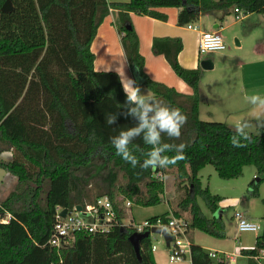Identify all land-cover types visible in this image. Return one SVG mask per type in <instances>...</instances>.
Listing matches in <instances>:
<instances>
[{"label":"trees","instance_id":"obj_1","mask_svg":"<svg viewBox=\"0 0 264 264\" xmlns=\"http://www.w3.org/2000/svg\"><path fill=\"white\" fill-rule=\"evenodd\" d=\"M4 1L0 0V7ZM8 1L12 9L0 10V153L10 151L11 156L0 160V169L15 182L0 201V216L9 215L5 223L0 222V264H156L149 236L139 241L138 256L134 254L127 241L132 232L121 226L122 203L157 205L164 176L173 177L182 189L171 216L186 213L190 230L223 238V222L214 215L219 198L201 187L198 171L211 165L220 179L228 180L239 177L244 166H252L249 187L254 195L257 183L264 181V127L250 133L251 142L245 147L236 148L230 142L234 128L198 118L202 73L178 64L181 43L177 38H154L151 50L164 57L191 94H179L148 79L128 13L163 20L158 9L174 7L176 23L185 25L208 10L236 8L243 14H264V0ZM109 9L117 10L116 31L130 71L150 94L187 117L178 140L163 137L166 143L186 145L183 159L167 169L133 168L111 145L110 137L135 121L129 117L117 119L111 126L105 123V114L123 111L120 106L126 99L115 72L93 69L90 44ZM133 144L148 147L140 139ZM99 197H106L113 211L107 232L78 233L59 249L46 244L56 207L67 211L76 205L83 208ZM197 197L211 212L210 217L199 208ZM261 203L262 223L254 247L240 251L247 256L245 264H257L252 256L264 251V198ZM167 217L165 212L146 220L165 222ZM189 261L229 264L209 258L191 242Z\"/></svg>","mask_w":264,"mask_h":264},{"label":"crops","instance_id":"obj_2","mask_svg":"<svg viewBox=\"0 0 264 264\" xmlns=\"http://www.w3.org/2000/svg\"><path fill=\"white\" fill-rule=\"evenodd\" d=\"M158 12L164 15L163 20L147 15L128 13L130 24L137 37L138 52L143 57L142 71L146 77L172 88L179 94H191V89L173 73L164 57L160 54H154L151 50V43L154 38H177L181 43V49L176 55L178 64L187 69L197 68L202 73L198 85V118L202 121L222 122L230 127L242 120L249 121L250 133H256L261 127H264V122L251 117L254 106L247 99L254 94L264 97V14L235 13L233 8L208 10L200 14L196 22L188 23L195 25L196 29H188L187 24L179 25L176 23V8L162 7L158 9ZM236 15L239 16L238 19H235ZM116 25L117 10L109 9L108 14L98 25L96 35L90 44V50L94 56L93 69L95 71L115 72L118 75L120 85L124 74L126 77L134 79L142 91L150 93L141 86V79L128 68L120 46ZM206 30H215L220 34L225 44L224 50L198 54L199 33ZM0 156L6 160L10 158L11 154L10 151H3ZM2 175L5 174L0 169L1 183L3 179L6 181L5 184L9 179H13L11 175L7 176V179L5 176L2 179ZM11 185H13L12 182ZM6 189L7 186L1 184L0 195ZM241 211L244 212L245 216L247 215L245 210ZM230 220L234 228L233 241L238 245L240 237L239 234L235 233L232 217ZM189 241L200 246L207 253L214 252L217 254V250H231L230 246H224L219 240L212 241V245L194 243L190 238ZM250 249H238L235 246L234 251H230V253H238L239 256L235 257L233 264H245L247 256L240 255L239 252ZM155 252L156 249L154 248L152 251L153 259L156 264H160L155 258ZM217 255L221 256L220 253ZM181 262L182 260L179 263ZM188 263L190 264L189 258ZM257 264H264V257L260 258Z\"/></svg>","mask_w":264,"mask_h":264},{"label":"clouds","instance_id":"obj_3","mask_svg":"<svg viewBox=\"0 0 264 264\" xmlns=\"http://www.w3.org/2000/svg\"><path fill=\"white\" fill-rule=\"evenodd\" d=\"M121 85L126 97L120 106L123 111L105 114V123L109 126L114 125L119 116L126 119L130 117L135 123L120 129L117 134L110 137L116 155L133 168L139 166L144 170L167 169L183 159V150L186 145L166 143L163 137L178 140L181 129L187 122L186 115L179 108L170 107L162 99L142 91L134 79L124 74ZM247 99L254 106L251 117L264 122V97L254 94ZM231 127L234 128L230 137L233 147H245L248 142H251L249 121L242 120L232 124ZM137 139L142 140L148 147L141 148L140 145H134L133 142ZM136 153H139V156Z\"/></svg>","mask_w":264,"mask_h":264},{"label":"rangeland","instance_id":"obj_4","mask_svg":"<svg viewBox=\"0 0 264 264\" xmlns=\"http://www.w3.org/2000/svg\"><path fill=\"white\" fill-rule=\"evenodd\" d=\"M147 92V91H146ZM125 118L123 116H119L118 119ZM7 161L8 159H3V156H0V160ZM2 172V171H1ZM4 172L5 179L7 176H10L7 172ZM2 175L1 178L3 179ZM254 177V167L252 166H244L242 168V173L239 177L235 179L223 180L220 179L211 165H205L198 171V179L201 187H207L208 192L211 195L218 196L217 208L214 211V215L221 219L223 222V230L224 237L223 238H215L207 235L204 232H201L196 229H189L187 233V238L189 236L190 240L194 243H202L203 245H212V241L219 240L222 242L224 246H230L231 250H217V254H232L230 253L234 251V247L237 246L239 248L250 249L254 245V238L256 235L260 233L257 232H249V233H239L240 242L236 245L233 241V224L231 223L230 217L234 210H245L246 216L252 222H255L261 226V215L263 213V206L261 203V199L264 198V181L257 183L256 180H253V183L256 184V188L254 190V195H250V183ZM163 192L161 195V201L154 206L150 207H141L136 205H130L125 208L122 205L124 211V218L122 222L126 223L128 220H131L135 223H141L149 217L160 215L162 213L167 212L172 215L173 209H175V203L179 200L182 189L177 187V183L173 177L164 176L163 178ZM13 182L15 179H9L7 181L2 180V185L7 186V189L3 194L0 195V201H2L7 193L12 189ZM0 184V185H1ZM8 185H11V187ZM1 193V192H0ZM196 202L206 217L211 216V212H209L203 203V201L197 197ZM123 204V203H122ZM3 216V215H2ZM181 218L188 219L186 213H181ZM188 238V239H189ZM149 239L151 244L156 249L155 258L158 260L160 264H189L188 256L186 255L181 263L180 261L168 262L167 261V248L164 245V241L162 236L157 233H151L149 235ZM252 245V246H251ZM263 252V251H262ZM264 253V252H263Z\"/></svg>","mask_w":264,"mask_h":264},{"label":"built area","instance_id":"obj_5","mask_svg":"<svg viewBox=\"0 0 264 264\" xmlns=\"http://www.w3.org/2000/svg\"><path fill=\"white\" fill-rule=\"evenodd\" d=\"M235 13H239L236 8H233ZM239 16L236 15L235 19ZM188 29H196L193 24H187ZM225 49V44L220 34L215 30L200 31L197 52L198 54H207ZM124 207L130 206L129 202L123 203ZM61 208L56 207L53 224L50 230L49 237L46 244L54 247L55 249L62 248L69 244L74 236L78 233L84 234H100L105 233L111 228V222L114 220L113 211L109 200L106 197H99L91 204H86L79 211L73 207L70 211L65 212L63 217L60 216ZM232 220L235 225V233L242 232H257L260 231L261 226L255 222L250 221L241 210H234L232 212ZM9 219V215L0 216V222L5 223ZM121 226L128 227L131 232L141 233L148 230L151 227H159L164 229L170 237L167 248V260L168 262L181 261L187 255L189 258V245L190 241L187 238L189 231L188 223L184 218L173 217L169 215L167 221L163 222L157 218L154 222L147 220L141 223H135L128 220L126 223L122 222ZM150 250H154V246L151 245ZM240 253V252H239ZM208 257L214 260H222L229 264H233L235 257L239 254H223L218 256L214 252H208ZM263 252L259 251L257 255L252 258L258 262L260 258H263Z\"/></svg>","mask_w":264,"mask_h":264},{"label":"water","instance_id":"obj_6","mask_svg":"<svg viewBox=\"0 0 264 264\" xmlns=\"http://www.w3.org/2000/svg\"><path fill=\"white\" fill-rule=\"evenodd\" d=\"M12 9L11 4L8 0L4 1L3 4L0 7V10L2 12H8ZM128 27V26H127ZM75 210L79 211L80 206L76 205ZM66 209L62 208L60 210V216L63 217L65 215ZM151 233H157L162 236V239L164 241V245L167 246L168 242L170 240L169 235L164 229H160L159 227H151L148 230H145L141 233L132 232L128 237L127 241L129 242L130 246L132 247V250L136 256H138V245L139 241L143 238H147Z\"/></svg>","mask_w":264,"mask_h":264}]
</instances>
